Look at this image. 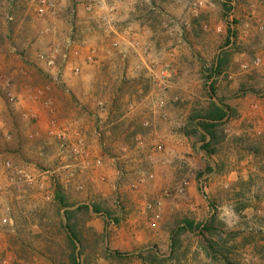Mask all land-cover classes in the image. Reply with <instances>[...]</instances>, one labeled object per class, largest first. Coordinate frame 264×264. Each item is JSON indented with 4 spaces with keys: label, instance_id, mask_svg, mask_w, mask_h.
<instances>
[{
    "label": "rangeland",
    "instance_id": "rangeland-1",
    "mask_svg": "<svg viewBox=\"0 0 264 264\" xmlns=\"http://www.w3.org/2000/svg\"><path fill=\"white\" fill-rule=\"evenodd\" d=\"M37 10L38 0L0 2V264H68L65 206L81 210L78 264H224L200 230L178 236V263L149 257L166 260L170 231L213 215L222 237H235L231 262L264 264V172L234 141L264 137V0H55ZM52 44L66 57L50 69L37 55ZM212 98L230 108L224 158L192 135L193 110Z\"/></svg>",
    "mask_w": 264,
    "mask_h": 264
},
{
    "label": "trees",
    "instance_id": "trees-1",
    "mask_svg": "<svg viewBox=\"0 0 264 264\" xmlns=\"http://www.w3.org/2000/svg\"><path fill=\"white\" fill-rule=\"evenodd\" d=\"M2 2V0H0ZM224 64V60H218L217 73L221 72ZM213 85V84H212ZM210 86L212 93H215L213 86ZM214 102L213 98L209 99L199 110H193L191 114L190 121L192 123L191 129L192 135H195L199 138V142L202 143L201 149L208 155V157H214V155H219L224 150L223 144L225 143V138L221 136L222 126L227 121L229 117L230 108L223 106L222 102ZM190 126V124L188 125ZM188 134V132H186ZM235 146L243 147L242 150L247 153L246 157H249V162L255 164L256 170L260 173L264 172V137L259 141L255 140L250 134L244 132L239 136L234 138ZM223 157L222 155L218 158ZM224 164L221 162L217 163V169L220 171L223 170ZM239 189H242L239 188ZM234 196L241 200L246 199L245 192L243 190H236ZM73 206H65L66 210L64 213L65 225L64 228L67 232V242L69 245V255H68V264H78V257L80 251L78 248L83 246L81 233L78 232V229L72 227V220H74V214L80 209L70 210ZM94 213H100V208H93ZM182 224H185L187 227H179L176 230L173 229L170 231L171 237V252L166 260L159 259L158 254H150L149 257L152 262H175L178 263L176 259L177 251L180 249V244L178 243V236L182 232H188L193 230H200L203 234L207 235L205 240V246L208 249L212 258L222 259L224 264H235V262L230 261V257L233 251H235L236 246L233 243L235 240L234 235L227 234V239L222 237L221 230L224 228V223L215 215H213L208 222L203 224H196L193 221L184 220ZM264 242L263 238H261ZM123 255L120 252H115V256ZM146 260V259H145ZM239 264V263H237Z\"/></svg>",
    "mask_w": 264,
    "mask_h": 264
},
{
    "label": "built area",
    "instance_id": "built-area-1",
    "mask_svg": "<svg viewBox=\"0 0 264 264\" xmlns=\"http://www.w3.org/2000/svg\"><path fill=\"white\" fill-rule=\"evenodd\" d=\"M179 2H181V0H179ZM202 6H203L202 2H200V1L197 2L195 4L194 11H197L198 9H201ZM54 7H55V0H38V10L37 11H38L39 17L45 16L46 13L49 10H53ZM92 9H93V5L90 2L87 5V10L90 11ZM256 21H257L258 24H260V20H256ZM69 49H72L70 52L73 54V56H79L80 55V49L78 47H65V50H69ZM61 54H62L63 58L66 57V53L63 52V50L61 52L60 49H59V46H56V45L52 44V45H50L47 48L46 51L44 50V51L38 53L37 59L45 67L51 69V68H55L56 67V64H58L59 59L61 58ZM262 60H264V56H263ZM257 63H261V59L260 58H257ZM145 67H146V69L148 71L152 72V69H150L145 63H144V66H142V65L139 66L140 69H143ZM73 74L74 75H78L79 74V68L78 67H74ZM156 74H158V75H156V78H159V76L164 78L167 75L165 70H161V71L157 72ZM8 97H9L10 101H12L14 99L12 97V95H10V94H8ZM34 99L36 101L42 102V105L46 109H50V107L52 105L51 99L44 98L41 93L36 94L34 96ZM158 104H159V106H161L162 102H159ZM148 125H149L148 124V120H145L143 126L144 127H148ZM57 134H58V136H60V138H65L66 137L63 131H59ZM4 137H5V139L9 140L10 139V134H6L5 133ZM98 163H100V162L98 161ZM55 184H56V182H55V180H53L50 183H46L45 185H46L47 188H49V187L55 186ZM166 196H167V194H166ZM47 198H48V196H47ZM3 221L5 222L6 220L4 219Z\"/></svg>",
    "mask_w": 264,
    "mask_h": 264
},
{
    "label": "crops",
    "instance_id": "crops-1",
    "mask_svg": "<svg viewBox=\"0 0 264 264\" xmlns=\"http://www.w3.org/2000/svg\"><path fill=\"white\" fill-rule=\"evenodd\" d=\"M116 160H117V158H116ZM113 161V160H112ZM128 164V163H127ZM130 165H129V168L128 169H126V170H128V171H133L136 167H137V163H129ZM125 168V167H124ZM135 170L132 172V173H130V176H135Z\"/></svg>",
    "mask_w": 264,
    "mask_h": 264
}]
</instances>
